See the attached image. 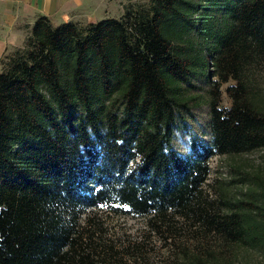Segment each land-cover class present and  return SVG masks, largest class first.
Here are the masks:
<instances>
[{
    "label": "trees",
    "instance_id": "16d2710c",
    "mask_svg": "<svg viewBox=\"0 0 264 264\" xmlns=\"http://www.w3.org/2000/svg\"><path fill=\"white\" fill-rule=\"evenodd\" d=\"M2 63L0 264H127L91 240L99 211L190 228L168 264L264 262V178L240 196L204 188L212 156L264 146V0H149L87 25L41 15ZM202 104L211 142L182 155L176 129Z\"/></svg>",
    "mask_w": 264,
    "mask_h": 264
},
{
    "label": "rangeland",
    "instance_id": "374dc122",
    "mask_svg": "<svg viewBox=\"0 0 264 264\" xmlns=\"http://www.w3.org/2000/svg\"><path fill=\"white\" fill-rule=\"evenodd\" d=\"M148 2L149 0H126L122 8L124 10V7L128 5H145ZM27 32L19 45L7 48L2 53L0 56V70L3 64L2 57L6 53L22 47L30 30H27ZM259 80L264 87V63L260 68ZM227 84L224 83L221 86L220 104L223 107L230 105V98L225 91ZM202 86L204 90L201 92L206 95V89L209 88V85L202 83ZM209 116L208 105L202 104L194 108L192 115L176 129L173 145L182 155L190 153L191 141L193 140L202 144H210ZM209 163L211 173L204 186L209 198L219 199L220 191L223 189L229 195L240 196L241 191H244L246 187L254 184L258 179L264 178V146L249 152L214 155L210 158ZM94 217L96 223L101 224L100 226H96V223L90 225L91 240L98 246L97 251L99 254L109 253L111 255L109 261H117L121 256L127 264H168L173 256V251L176 250V247L174 248L172 244L174 241L189 247L194 241L191 238L190 228L187 231L180 230L178 234L169 231L160 234L151 229L145 217L114 215L104 211H99ZM84 218L85 216L82 217V223L85 221ZM172 223H181V220L175 219ZM165 235H172V237L166 240ZM211 244L217 249L214 240ZM114 251H117V253ZM251 257L252 261L260 263L261 260L258 256L252 254ZM113 263L115 262H108V264Z\"/></svg>",
    "mask_w": 264,
    "mask_h": 264
},
{
    "label": "crops",
    "instance_id": "0c3cea01",
    "mask_svg": "<svg viewBox=\"0 0 264 264\" xmlns=\"http://www.w3.org/2000/svg\"><path fill=\"white\" fill-rule=\"evenodd\" d=\"M126 0H0V56L19 45L39 16L49 18L53 26L73 21L94 23L107 17H119Z\"/></svg>",
    "mask_w": 264,
    "mask_h": 264
}]
</instances>
